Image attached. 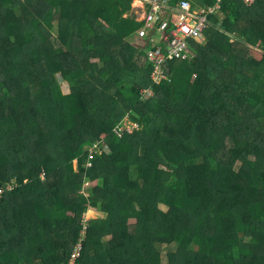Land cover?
I'll return each mask as SVG.
<instances>
[{
    "label": "trees",
    "instance_id": "1",
    "mask_svg": "<svg viewBox=\"0 0 264 264\" xmlns=\"http://www.w3.org/2000/svg\"><path fill=\"white\" fill-rule=\"evenodd\" d=\"M133 2L0 0V264H264V0L158 83Z\"/></svg>",
    "mask_w": 264,
    "mask_h": 264
},
{
    "label": "built area",
    "instance_id": "2",
    "mask_svg": "<svg viewBox=\"0 0 264 264\" xmlns=\"http://www.w3.org/2000/svg\"><path fill=\"white\" fill-rule=\"evenodd\" d=\"M149 7L150 12H146L145 18L147 25L150 29H157L162 34V40L166 44V53H163L160 49L150 50L148 55L150 60L154 63L153 80L159 82L162 79H166L167 76L164 70V63L174 58L186 59L189 57V41L201 40L203 30L208 23V15L215 9H219L223 0H214L212 8L201 9L193 11L191 4L188 1H182L179 6L173 8L169 5L170 0H142ZM246 6L252 5L255 0H240ZM173 27V28H172ZM149 29V30H150ZM148 29H142L140 35L142 37L148 36ZM137 126L131 122L120 125V135H123V130L130 126ZM104 143V141H103ZM100 144L96 145L91 151L90 159L93 160L97 155L101 154ZM91 166V165H90ZM16 189V186L10 185L6 189L0 190V198L6 193ZM90 219L85 218L84 224V236L88 229ZM82 244L78 247V255L82 251ZM76 256V257H77ZM75 261V260H74ZM74 264V262L72 263Z\"/></svg>",
    "mask_w": 264,
    "mask_h": 264
},
{
    "label": "rangeland",
    "instance_id": "3",
    "mask_svg": "<svg viewBox=\"0 0 264 264\" xmlns=\"http://www.w3.org/2000/svg\"><path fill=\"white\" fill-rule=\"evenodd\" d=\"M148 10H149V7L144 1H142V0H134V2H133V12H135V14L137 15V19L139 21H143L144 20L145 14H146V12ZM154 36H156V34ZM131 39H136L137 43L140 44V45L145 44V42L147 40V39L145 40V39L140 38V37H138V38L131 37ZM257 52H259L261 54L262 50L257 49ZM63 89H64V93L68 94V92L70 91L69 84L65 83L64 86H63ZM149 93L151 94L150 91H149ZM128 122H130V117L129 116L126 117L125 123H123L122 125L127 124ZM133 128L134 127L132 126L131 129H133ZM102 139L103 140H107L108 137L104 136ZM108 151H109V147H107V149H106V152H108ZM15 183H17V181ZM98 183L99 182L91 183L92 184L91 187L97 185ZM88 189H90V188H88ZM162 209L166 210L165 208H162ZM93 212H95L96 214H91L90 215V213H89V214L86 215L87 218H89L91 220L92 219L95 220V219H99V218H103L104 217L103 214L100 213L99 211L96 212L95 210H93ZM130 223L131 224H135L136 221L132 220ZM107 238H108V240L116 242V243H122L124 241V239H125L122 235H117V236L108 235ZM162 254H163V256L166 255L167 254V250L166 249H162Z\"/></svg>",
    "mask_w": 264,
    "mask_h": 264
},
{
    "label": "clouds",
    "instance_id": "4",
    "mask_svg": "<svg viewBox=\"0 0 264 264\" xmlns=\"http://www.w3.org/2000/svg\"><path fill=\"white\" fill-rule=\"evenodd\" d=\"M182 1H188V2H190V4H191V9L193 10V11H198V10H201V9H209V8H212V6H209V7H204V6H202V5H195L191 0H178V1H176V2H173V0H170L169 1V5L171 6V7H173V8H176L177 6H179L180 4H181V2ZM212 14V13H211ZM146 22V18H144V20L142 21V22ZM208 23H209V20H208ZM208 23H207V26H208ZM146 24H147V22H146ZM206 26V27H207ZM206 27H205V29H206ZM173 28V27H172ZM142 29H146V28H142ZM141 29V30H142ZM147 29H150L149 28V26L147 25ZM141 30H140V32H141ZM151 30H153V33L151 34V38H150V40L151 41H149V42H147V43H149L150 44V42H151V46H150V48H146L145 50H147V54L149 53V51L150 50H155V43H156V41H157V37L156 36H154L155 34H157L158 35V37H162V34H161V32L159 31V30H157V29H150V31ZM140 32H139V35H140ZM140 38H143V39H146L145 37H142L141 35L139 36ZM192 40H190L189 41V44H190V42H191ZM195 41H197V40H195ZM137 47H140V46H142V45H144V44H142V45H140L139 46V44H135ZM157 49V48H156ZM188 50H189V46H188ZM13 185L14 186H16V188H17V183H13ZM2 198V197H1Z\"/></svg>",
    "mask_w": 264,
    "mask_h": 264
},
{
    "label": "crops",
    "instance_id": "5",
    "mask_svg": "<svg viewBox=\"0 0 264 264\" xmlns=\"http://www.w3.org/2000/svg\"><path fill=\"white\" fill-rule=\"evenodd\" d=\"M216 10V9H215ZM135 13V12H134ZM208 25H209V23H208ZM145 28V27H144ZM146 29H147V27H146ZM149 30V29H148ZM151 34L152 33H150V30H149V34H148V41H150V38H151ZM150 37V38H149ZM252 54H253V56L257 59V60H260L261 58H262V56H263V51H262V53L260 54L259 52H257V48H253L252 49ZM68 93H70V91L68 92ZM125 120H126V118L121 122V124H123V123H125ZM103 140V139H102ZM104 142H106V140H103ZM95 146L96 145H92L90 148H88L87 149V151H92L94 148H95ZM101 154H99V155H97L96 157H98V156H102L103 154H105V152L101 149ZM95 157V158H96ZM87 187H91V184L90 183H86L85 184V186H84V188H87ZM86 192H85V190L83 189V191H82V194H85ZM1 199V198H0ZM93 210H95L96 212H98V210H96V209H94V208H90L89 209V211L84 215V217H83V221H84V219L85 218H87V214H89L90 213V215L91 214H96L95 212H93ZM104 216V215H103ZM104 218V217H103ZM87 219H89V218H87ZM91 220V219H90ZM93 220V219H92Z\"/></svg>",
    "mask_w": 264,
    "mask_h": 264
},
{
    "label": "water",
    "instance_id": "6",
    "mask_svg": "<svg viewBox=\"0 0 264 264\" xmlns=\"http://www.w3.org/2000/svg\"><path fill=\"white\" fill-rule=\"evenodd\" d=\"M150 33H153V30H151Z\"/></svg>",
    "mask_w": 264,
    "mask_h": 264
}]
</instances>
